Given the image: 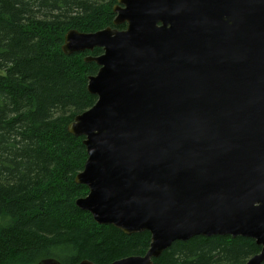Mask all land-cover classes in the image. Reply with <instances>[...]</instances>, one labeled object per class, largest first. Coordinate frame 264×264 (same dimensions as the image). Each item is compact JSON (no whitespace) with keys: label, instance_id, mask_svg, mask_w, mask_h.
Returning <instances> with one entry per match:
<instances>
[{"label":"water","instance_id":"water-1","mask_svg":"<svg viewBox=\"0 0 264 264\" xmlns=\"http://www.w3.org/2000/svg\"><path fill=\"white\" fill-rule=\"evenodd\" d=\"M114 13V28L71 30L62 46L102 49L85 58L99 67L97 102L68 126L88 154L77 207L151 234L144 256L112 264H154L176 242L214 236L254 240L246 264H263L264 0H118Z\"/></svg>","mask_w":264,"mask_h":264},{"label":"trees","instance_id":"trees-1","mask_svg":"<svg viewBox=\"0 0 264 264\" xmlns=\"http://www.w3.org/2000/svg\"><path fill=\"white\" fill-rule=\"evenodd\" d=\"M117 2L0 0V264H112L150 248V233L99 225L76 205L89 193L75 181L88 154L68 126L97 102L88 79L99 67L85 58L102 49L67 56L62 46L71 30L114 28ZM260 251L252 239L195 237L154 264H246Z\"/></svg>","mask_w":264,"mask_h":264},{"label":"flooded vegetation","instance_id":"flooded-vegetation-1","mask_svg":"<svg viewBox=\"0 0 264 264\" xmlns=\"http://www.w3.org/2000/svg\"><path fill=\"white\" fill-rule=\"evenodd\" d=\"M42 261V260H41ZM41 261H39L38 263H36V264H39Z\"/></svg>","mask_w":264,"mask_h":264}]
</instances>
